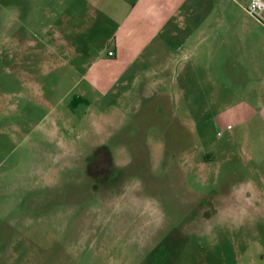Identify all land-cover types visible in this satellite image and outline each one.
Returning a JSON list of instances; mask_svg holds the SVG:
<instances>
[{
    "label": "rangeland",
    "instance_id": "1",
    "mask_svg": "<svg viewBox=\"0 0 264 264\" xmlns=\"http://www.w3.org/2000/svg\"><path fill=\"white\" fill-rule=\"evenodd\" d=\"M135 1L0 0V264H264V24L189 0L235 67L125 73Z\"/></svg>",
    "mask_w": 264,
    "mask_h": 264
},
{
    "label": "crops",
    "instance_id": "2",
    "mask_svg": "<svg viewBox=\"0 0 264 264\" xmlns=\"http://www.w3.org/2000/svg\"><path fill=\"white\" fill-rule=\"evenodd\" d=\"M188 1L136 0L116 30L114 59L105 61L124 67L125 73L144 59L151 71H197L205 54L206 64L222 62L227 69L235 67L228 31L233 15L192 16L183 11Z\"/></svg>",
    "mask_w": 264,
    "mask_h": 264
},
{
    "label": "built area",
    "instance_id": "3",
    "mask_svg": "<svg viewBox=\"0 0 264 264\" xmlns=\"http://www.w3.org/2000/svg\"><path fill=\"white\" fill-rule=\"evenodd\" d=\"M246 10L252 17L264 24V0H251Z\"/></svg>",
    "mask_w": 264,
    "mask_h": 264
}]
</instances>
